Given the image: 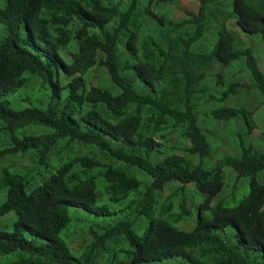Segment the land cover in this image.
<instances>
[{
  "label": "trees",
  "instance_id": "trees-1",
  "mask_svg": "<svg viewBox=\"0 0 264 264\" xmlns=\"http://www.w3.org/2000/svg\"><path fill=\"white\" fill-rule=\"evenodd\" d=\"M197 1V12L176 22L165 10L173 0H2L0 121L11 144L0 159L31 161L2 170L0 217H17L12 231L0 224V256L18 252L9 264H97L102 255L108 264H264V184L257 180L264 153L244 139L254 129L253 110L208 111L220 122L242 120L244 134L234 156L210 168L192 162L211 154L198 124L202 94L224 103L241 87L226 85L222 72L210 75L215 64L243 60L264 105V73L226 27L233 17L245 36L264 44V0ZM98 68L115 90L90 84ZM25 73L41 80L45 95L19 96L28 106L12 108L5 98L28 83ZM208 78L224 87L218 96L206 94ZM174 134L189 142L185 155L169 146ZM224 167L248 178L249 192L234 207L223 200L211 206L224 187ZM172 183L179 187L160 203ZM186 185L204 196L197 205ZM193 209V229L175 226L190 221ZM132 214L146 219L144 229ZM75 224L91 237L78 256L61 236ZM121 238L130 249L117 261L109 245Z\"/></svg>",
  "mask_w": 264,
  "mask_h": 264
},
{
  "label": "rangeland",
  "instance_id": "rangeland-1",
  "mask_svg": "<svg viewBox=\"0 0 264 264\" xmlns=\"http://www.w3.org/2000/svg\"><path fill=\"white\" fill-rule=\"evenodd\" d=\"M2 4V0H0ZM3 6V5H2ZM1 6V7H2ZM199 8V2L197 0H173L169 5L165 6V10L172 20L179 22L186 18L185 11L197 12ZM228 12L231 8L227 9ZM226 27L229 30L237 32V34L242 38L243 45L238 49L239 51L245 50L250 47L254 53L257 60L258 67L262 73H264V44L260 41L258 36H245L236 26L235 18L229 19L226 22ZM0 32H3V28H0ZM215 66V67H214ZM210 70L209 74L222 72L225 75V84L228 85L231 82H238L241 87L238 88L239 92L237 96H230L224 103L218 102H206V96H201V103L198 106V124L202 128L203 133L206 135L207 140L211 144V154L208 158L200 160L197 156H194L192 162L194 164H200L203 168L212 167L215 162L223 158L224 156H234L238 152V135L244 134V125L242 120H233L230 122H220L212 117L206 115L208 111L223 106H233V107H245L253 110V123L254 129L249 136H244L246 144L252 145L255 150L264 153V105L261 103V97L259 93L253 88L252 80L245 70L244 61L238 60L232 63L229 67L221 68L218 64H215ZM89 77L90 84L92 85H102L104 84L106 88L115 90L112 87L109 79L106 78L105 72L101 68L94 69ZM23 78L28 81V83L20 88L15 94L9 95L5 98L10 103L12 108L23 109L28 106V103L23 99H19L25 95H28L32 100L38 97H43L45 92L43 91L42 82L36 76H31L28 73L23 75ZM134 86H138L139 82L137 80L131 81ZM206 87L204 89L208 90L206 94H211L218 96L224 89L223 86H217L215 81L211 78L204 82ZM243 87V88H242ZM169 143L170 147H174V152L179 155H185L184 149L189 145V142L182 139L178 134L172 136V140ZM166 143V145L168 144ZM11 144V137L7 132L3 130V123L0 121V150L8 147ZM18 156L6 155L0 159V203L5 200V193L1 186L2 170L8 167L13 160H17L19 166L27 167L31 165L29 157L23 159L17 158ZM224 187L217 198L212 202L211 206H214L216 202L223 200L226 207L236 206L249 192L248 178H236V173L230 167H224ZM141 177H145L141 175ZM257 180L264 184V170L257 174ZM97 192L99 194L103 193L104 183L101 179H97ZM179 187L178 183L168 184L158 195L159 202H165L167 198L172 193L171 191ZM188 197L192 199L195 205L204 199V196L195 192L192 185L185 186ZM175 211V207L172 212ZM193 211V217L190 221L177 223L178 228L182 230H191L196 225V210ZM70 215L74 214L73 209H68ZM210 213L206 212L208 216ZM16 215L14 212L0 217L1 228L5 231H12L13 224L16 220ZM131 221H136V223L144 229L146 227V219L143 217L137 218L135 215H130L128 217ZM73 224V223H72ZM71 224V225H72ZM70 225V226H71ZM231 228L228 229L231 232ZM141 233V231H140ZM65 234V235H64ZM65 236L68 244L73 251V253L78 256L80 250L86 247L91 241V237L87 234V227L83 224H75L68 228L65 232L61 234ZM122 240L117 245H109L110 254L114 255L117 261L126 260V253L129 251L130 247L126 241ZM18 252L7 255L0 256V264H9L15 258H17ZM103 259L99 260L97 264H108L109 258L102 255ZM99 259V258H98ZM172 261V264H189L184 260ZM159 264V263H151Z\"/></svg>",
  "mask_w": 264,
  "mask_h": 264
}]
</instances>
